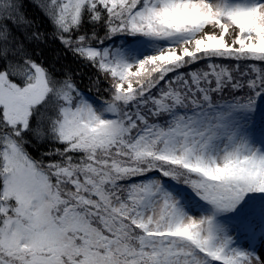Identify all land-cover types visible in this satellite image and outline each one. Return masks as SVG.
Wrapping results in <instances>:
<instances>
[{
	"label": "snow or ice",
	"instance_id": "1",
	"mask_svg": "<svg viewBox=\"0 0 264 264\" xmlns=\"http://www.w3.org/2000/svg\"><path fill=\"white\" fill-rule=\"evenodd\" d=\"M0 264H264V0H0Z\"/></svg>",
	"mask_w": 264,
	"mask_h": 264
}]
</instances>
